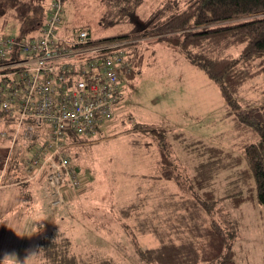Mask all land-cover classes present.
<instances>
[{
	"label": "rangeland",
	"instance_id": "374dc122",
	"mask_svg": "<svg viewBox=\"0 0 264 264\" xmlns=\"http://www.w3.org/2000/svg\"><path fill=\"white\" fill-rule=\"evenodd\" d=\"M167 1L175 4L174 12L187 6V0H129L130 4L127 0H65L59 36L72 37L80 29L90 31L94 39L130 32ZM8 33L18 35L19 31L13 28ZM138 44L144 52V65L134 77L122 79L123 97L107 121L112 127L103 131V126L68 149L74 165L81 170L83 185L77 191L83 193L82 196L74 194L71 197L69 191L62 205L54 206L46 173L40 170L28 171L23 181L19 178L11 182L7 175L11 172L19 175L17 168L20 167L14 162L16 158H11L24 151L17 146L11 152V141L2 137L7 124L0 116V159L3 163H0V261L5 260L4 264H61L41 258L37 251L39 240L53 226L69 234L72 241L69 251L76 259L73 264H157L147 262L138 253L139 248L155 246L158 241L156 233L150 231L153 229L145 230L146 225L157 228L165 241L170 238L180 243L191 239L203 242L191 233L190 226H186L194 224H188L183 217L190 216V211L183 209L195 202L193 195H183L185 192L173 179L158 176V180L141 183L145 179L142 172L156 175L159 171L156 158L143 155V140L153 141L152 133L158 134L154 129L167 130V138L173 132L170 130L184 131L188 135L186 139L181 143L173 141L174 154L182 162L187 160L185 144L193 142L189 134L238 152L233 116L218 84L203 69L165 42L158 41L154 34L140 39ZM237 97L246 103L263 105V77L258 76L240 86ZM123 114L127 116L120 118ZM132 127L137 132L150 131L152 136H137L132 132L127 135L125 131ZM154 144L158 146V141ZM31 155L29 152L28 157ZM190 166L192 164L188 163L180 169L183 177L186 173L194 174ZM10 169L12 171H8ZM188 185L186 183V187ZM136 187L142 194L138 198L135 197ZM164 189L172 194L167 195ZM225 192L217 190V202L210 218L220 221L233 234L234 258L239 264H264V205L249 201L236 206L234 199L229 197L218 199ZM165 195L168 198H162ZM186 198L192 200L188 205L184 201ZM132 201L133 206L127 208ZM117 205L127 207L119 210ZM153 208L156 215L151 214ZM204 217L205 224L209 225V216ZM90 221L99 223L96 230L100 236L109 234L100 224L111 226L114 241L118 243L98 236L96 231L87 233L90 243L82 242L79 232L85 231H79L78 224Z\"/></svg>",
	"mask_w": 264,
	"mask_h": 264
},
{
	"label": "trees",
	"instance_id": "16d2710c",
	"mask_svg": "<svg viewBox=\"0 0 264 264\" xmlns=\"http://www.w3.org/2000/svg\"><path fill=\"white\" fill-rule=\"evenodd\" d=\"M51 5L52 0H0V31L10 32L14 28L19 31L15 36L22 38L39 33ZM174 8L175 4L167 1L130 32L94 39L88 31L90 43L126 41L130 71L125 72V76L131 78L140 73L144 65V52L138 44L140 39L154 34L158 41L180 52L218 84L241 142L238 152H234L191 136L193 142L185 144L187 147L184 149L187 160L182 162L174 154L173 141L181 143L188 135L175 131L170 139L166 137L168 132L165 129H154L160 135L149 131L153 134V141H158L162 178L175 180L185 192L183 195H193L195 202L191 198L184 199L187 205L191 202L192 205L182 208L184 212L190 211V216L183 214V217L188 224H194L186 226H190L191 233L194 232L203 242L200 244L191 239L180 243L170 238L165 241L157 228L146 225L145 230L153 229L150 231L156 233L153 235L160 238V243L146 249L139 248L138 253L147 262L157 264H239L234 258L233 234L220 221L210 217L219 189L226 192L218 199L229 197L234 199L236 206L249 201L264 205V103L253 105L237 97V89L246 82L258 76H262L264 81V0H187L184 9L174 12ZM80 139L87 138L72 137L71 142ZM34 147L40 148L39 144ZM205 149H208L205 152L208 158L202 152ZM21 150L24 151L23 156L11 158H16L14 162L20 165L17 168L19 175L5 174L11 182L27 178L28 173L34 171L28 160L40 157L32 147ZM29 152L32 155L28 157ZM188 163L192 164L190 167L194 174L186 173L183 177L179 171ZM186 183H189L188 187ZM133 203L126 207H132ZM156 213L153 208L151 214ZM206 214L210 218L209 225L205 224ZM71 242L64 229L53 226L39 240L37 251L47 261L73 264L76 259L69 251Z\"/></svg>",
	"mask_w": 264,
	"mask_h": 264
},
{
	"label": "built area",
	"instance_id": "2783aa9c",
	"mask_svg": "<svg viewBox=\"0 0 264 264\" xmlns=\"http://www.w3.org/2000/svg\"><path fill=\"white\" fill-rule=\"evenodd\" d=\"M63 4L52 0L35 35L0 31V116L8 126L2 136L11 141V152L32 147L40 155L28 163L46 173L54 206L83 185L68 153L72 137L103 128L123 97L121 82L130 71L126 41L92 44L84 29L60 37Z\"/></svg>",
	"mask_w": 264,
	"mask_h": 264
},
{
	"label": "crops",
	"instance_id": "0c3cea01",
	"mask_svg": "<svg viewBox=\"0 0 264 264\" xmlns=\"http://www.w3.org/2000/svg\"><path fill=\"white\" fill-rule=\"evenodd\" d=\"M127 115H125V114H123V115H121L120 116V118H123V117H126ZM119 119V118H118ZM125 119V118H124ZM131 119V118H130ZM117 120V119H116ZM115 120V121H116ZM126 123H127V120H126ZM137 123V122H136ZM135 123V124H136ZM139 124V123H138ZM110 125H112L110 122L109 123H106L105 125H104V128H103V131H107V129H110L112 126H110ZM142 125H145V126H147L146 124H142ZM234 130H235V128H234ZM170 131H173V132H177V129H174V130H170ZM130 132H132V133H135L137 136L138 135H140V134H143V135H146V136H148V135H151L150 134V132L149 131H147V132H137L133 127L131 128V130L129 131V130H127V131H125V133L127 134V135H129L130 134ZM180 132H182V133H184V131H180ZM236 132V131H235ZM236 134H237V132H236ZM189 136H192L191 134H189ZM192 137H194V136H192ZM194 138H196V137H194ZM196 139H199V138H196ZM200 140H204V139H200ZM133 141V140H132ZM131 140L129 141V143L130 144H132L133 142H132ZM204 141H206V140H204ZM237 141L239 142V144H240V142H241V138L238 136V139H237ZM206 142H209V141H206ZM136 143H138V142H136ZM209 143H212V142H209ZM213 144H215V143H213ZM216 145H218V144H216ZM220 146V145H219ZM144 151H145V153H144ZM144 154H143V153ZM142 154L144 155V156H146L147 158H149V157H154V158H156V161H157V165L159 166V171H157V172H155L156 173V175H153L152 173L151 174H149V173H147V172H142L141 174H145L144 176H145V179L143 180L144 182H141V183H147L149 180H152V179H156V180H158V176H160V177H162L161 176V173H160V152H159V148H158V146L157 145H155L154 144V141H145V140H143V146H142ZM154 154V155H153ZM78 168V167H77ZM78 170H79V172L81 171L80 170V168H78ZM81 174V173H80ZM160 179V178H159ZM155 182H157V181H155ZM141 190V189H140ZM150 191L152 190L151 188L149 189ZM163 191V190H162ZM164 191L166 192V194L167 195H171L170 194V192L168 193L167 192V190L166 189H164ZM74 194H76L75 196H77L78 195V197L79 196H82L83 195V193H78V191H77V189H75V190H73V191H70V193H69V195H71V197H73L74 196ZM68 195V196H69ZM142 194L141 193H139V189L136 187L135 188V197H140ZM136 198V199H137ZM135 199V200H136ZM134 200V201H135ZM134 201H132L131 203H128L129 205L130 204H132ZM128 204H127V206H128ZM118 206V205H117ZM124 206H126V205H122L121 207L120 206H118L117 208L120 210L122 207H124ZM78 215H79V212H78ZM87 217H89L88 215H87ZM98 225H99V223H94L93 221H90V222H87V223H85V222H81V223H79L78 224V227H77V229L79 230V231H85V232H83V233H80L79 232V235H80V237H81V239L83 238V240H82V242H88V243H90V240H89V238H87V233L88 232H95L96 234L98 233V231L96 230V228H98ZM93 226V227H92ZM100 228L102 229V230H105V231H108L109 232V234H106V236L107 237H105V236H100L99 235V233H98V236H100V237H103V238H105V239H107L108 241H112L113 243H118V241H114V239H116L115 237H114V233L112 232V229H111V226H107V224H100ZM85 237V238H84ZM156 237V236H155ZM156 239L158 240L157 241V243H156V245L155 246H157L159 243H160V240L156 237ZM95 242V241H94Z\"/></svg>",
	"mask_w": 264,
	"mask_h": 264
},
{
	"label": "clouds",
	"instance_id": "9594fccd",
	"mask_svg": "<svg viewBox=\"0 0 264 264\" xmlns=\"http://www.w3.org/2000/svg\"><path fill=\"white\" fill-rule=\"evenodd\" d=\"M12 257H14V256H12ZM4 261H5V260H3V261H0V264H4ZM17 264H18V262H17Z\"/></svg>",
	"mask_w": 264,
	"mask_h": 264
}]
</instances>
